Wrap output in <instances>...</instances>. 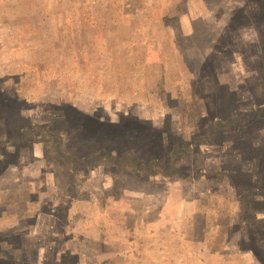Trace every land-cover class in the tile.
I'll use <instances>...</instances> for the list:
<instances>
[{"label": "rangeland", "instance_id": "1", "mask_svg": "<svg viewBox=\"0 0 264 264\" xmlns=\"http://www.w3.org/2000/svg\"><path fill=\"white\" fill-rule=\"evenodd\" d=\"M0 264H264V0H0Z\"/></svg>", "mask_w": 264, "mask_h": 264}]
</instances>
